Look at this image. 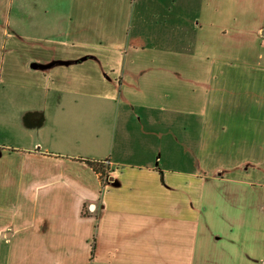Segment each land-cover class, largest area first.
Wrapping results in <instances>:
<instances>
[{
    "label": "crops",
    "instance_id": "0c3cea01",
    "mask_svg": "<svg viewBox=\"0 0 264 264\" xmlns=\"http://www.w3.org/2000/svg\"><path fill=\"white\" fill-rule=\"evenodd\" d=\"M14 6L0 21V264H264V0H123L107 20L87 0H36L32 27ZM155 20L161 53L191 39L203 66L140 60ZM85 160L108 162L104 187Z\"/></svg>",
    "mask_w": 264,
    "mask_h": 264
},
{
    "label": "rangeland",
    "instance_id": "374dc122",
    "mask_svg": "<svg viewBox=\"0 0 264 264\" xmlns=\"http://www.w3.org/2000/svg\"><path fill=\"white\" fill-rule=\"evenodd\" d=\"M22 1L24 3L23 7H16L14 6L13 9L16 11L18 8L20 11L24 12V17L27 19L25 20H30L26 22V24L30 27L32 25H36V0H19V2ZM123 0H87V7H86V15L87 17L90 16V19L93 18L94 16H98L103 18L104 20L109 19L116 11L117 7H120L122 4ZM0 21L1 16L5 15V8H6V3L7 0H0ZM122 6L119 8L121 9ZM188 10V9H187ZM75 11V7H73V14ZM192 12L189 11L185 12L184 16V31H185V37L188 35L192 34L195 30V21H194V16L191 17L190 15ZM193 15V14H192ZM31 17V18H28ZM89 19V20H90ZM31 20L33 21L31 23ZM163 28V25L161 22H155L152 24V30H153V39H149L147 41L148 43V48L145 50V53L143 55V58L141 57V54L139 55V59L143 60L147 63V66H203V63L199 64V62L196 59V56H194V53L191 51H188V43L190 42L191 39H185V52L183 56L181 54L179 55H168L166 53H161V47H162V39L161 35L163 32H161V29ZM33 30V28H32ZM33 36H36V33L32 34ZM122 39V38H121ZM32 40L26 39V42H30ZM123 41L125 39L123 38ZM164 52V51H163ZM25 59H36V48L32 46H26L25 47V52L23 53ZM183 57V58H182ZM128 62H131V58L128 59ZM36 63V62H34ZM199 64V65H198ZM205 66V65H204ZM203 70V69H202ZM195 74L198 73V70H194ZM187 77L191 78L192 77V72L191 70L185 71ZM204 76L203 71H202V77ZM201 77V74H200ZM198 78V76H196ZM190 91L191 88H186V97L187 95L190 96ZM199 121V118H194L192 116L186 117L184 120V124L188 127V131L186 132V137L191 141L193 137H197L198 135L196 134L199 127L197 122ZM117 145V143H116ZM192 146V145H191ZM187 147V145H186ZM185 162L186 164L184 166H177L175 168L176 170H179L183 174L189 173L192 171V162H193V156L191 151H185ZM106 166H108V162H102ZM156 163V162H154Z\"/></svg>",
    "mask_w": 264,
    "mask_h": 264
},
{
    "label": "trees",
    "instance_id": "16d2710c",
    "mask_svg": "<svg viewBox=\"0 0 264 264\" xmlns=\"http://www.w3.org/2000/svg\"><path fill=\"white\" fill-rule=\"evenodd\" d=\"M95 173L99 175V178L101 180L102 187L106 184V175L108 172V166H105L102 162H97L93 160H85L84 161ZM105 179V180H104Z\"/></svg>",
    "mask_w": 264,
    "mask_h": 264
},
{
    "label": "water",
    "instance_id": "95a60500",
    "mask_svg": "<svg viewBox=\"0 0 264 264\" xmlns=\"http://www.w3.org/2000/svg\"><path fill=\"white\" fill-rule=\"evenodd\" d=\"M37 66H36V64H32V68H36Z\"/></svg>",
    "mask_w": 264,
    "mask_h": 264
}]
</instances>
